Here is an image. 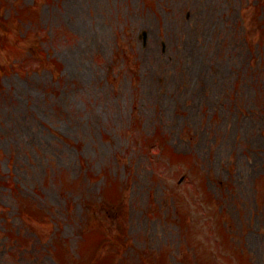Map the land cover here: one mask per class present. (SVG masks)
Returning a JSON list of instances; mask_svg holds the SVG:
<instances>
[{"label": "rangeland", "instance_id": "rangeland-1", "mask_svg": "<svg viewBox=\"0 0 264 264\" xmlns=\"http://www.w3.org/2000/svg\"><path fill=\"white\" fill-rule=\"evenodd\" d=\"M231 248L264 264V0H0V264Z\"/></svg>", "mask_w": 264, "mask_h": 264}]
</instances>
